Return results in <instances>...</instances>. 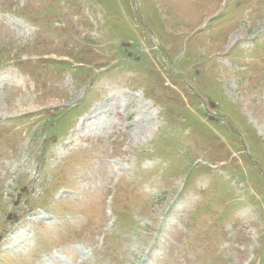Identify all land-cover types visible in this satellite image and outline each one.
Segmentation results:
<instances>
[{
	"label": "rangeland",
	"instance_id": "obj_1",
	"mask_svg": "<svg viewBox=\"0 0 264 264\" xmlns=\"http://www.w3.org/2000/svg\"><path fill=\"white\" fill-rule=\"evenodd\" d=\"M0 264H264V0H0Z\"/></svg>",
	"mask_w": 264,
	"mask_h": 264
},
{
	"label": "bare ground",
	"instance_id": "obj_2",
	"mask_svg": "<svg viewBox=\"0 0 264 264\" xmlns=\"http://www.w3.org/2000/svg\"><path fill=\"white\" fill-rule=\"evenodd\" d=\"M80 34H81V33H80ZM120 94H121V93H120ZM124 94H125V93H122L120 97H122V95L125 96ZM115 97H116V94H115ZM120 97H119V99H120ZM126 104H128V103H126ZM118 171H122V169L118 168ZM109 172H110V171H109ZM111 173H112V171H111ZM84 253H85V252H84ZM84 253H83V254H84Z\"/></svg>",
	"mask_w": 264,
	"mask_h": 264
}]
</instances>
